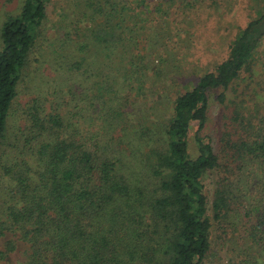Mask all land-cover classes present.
Masks as SVG:
<instances>
[{"label":"trees","instance_id":"obj_1","mask_svg":"<svg viewBox=\"0 0 264 264\" xmlns=\"http://www.w3.org/2000/svg\"><path fill=\"white\" fill-rule=\"evenodd\" d=\"M49 1L20 0L18 13H6L0 24V193L7 192L0 196V237L10 233L27 244L25 264H204L212 240L227 234L221 226H237L264 264V88L257 116L233 103L218 138L200 134L208 93L218 90L215 99L227 105L226 92L262 36L264 14L245 25L223 60L175 96L165 122L129 127L122 101L135 72L114 74L117 67L105 61L118 47L136 50L123 44L133 26L121 23L124 6L103 0L108 9L98 4L101 21L90 30L104 55L96 62L107 66L101 87L91 96L69 88V109L28 99L24 122L10 136L17 86ZM4 243L0 264L13 246ZM250 263L256 264L246 254L241 264Z\"/></svg>","mask_w":264,"mask_h":264},{"label":"rangeland","instance_id":"obj_2","mask_svg":"<svg viewBox=\"0 0 264 264\" xmlns=\"http://www.w3.org/2000/svg\"><path fill=\"white\" fill-rule=\"evenodd\" d=\"M116 1L119 8L125 7L122 13L126 16L121 23L133 26V32L129 34L132 38L126 39L123 44L127 45L125 48H137L128 52V49L125 51L118 47L114 53H108L105 62L117 67L112 68L114 74L129 73V70L135 72L127 81V100L122 99V103L125 102L123 110L127 113L122 120L129 127V123L140 120L150 128L152 124L165 122L171 115L175 96L192 88L203 73L211 71L223 60L228 45L245 25L264 14V0ZM103 2L50 0L47 3L45 19L30 53L31 61L23 70L17 86L6 134L12 136L22 126L24 116L21 109L30 98L40 97L46 103L55 100L69 109L70 104L66 105L69 88L78 86V93L91 96L101 87L102 77L107 75V66L103 63L98 66L96 62L104 55L90 30L101 21V17L94 13L98 4L108 9ZM19 6L20 0H0V24L6 13H18ZM129 13L133 15L132 21H128ZM112 21L116 23L118 17L114 16ZM258 29L262 36L249 57L248 65L226 92L227 105H220L215 99L218 90L208 93L207 119L200 134L213 141L223 130L224 115L233 103L244 106L256 116L262 109L264 23L258 25ZM153 40L156 41L155 48L152 47ZM80 43L86 46L79 49ZM129 56L135 61V66H129ZM78 104L83 107L87 101ZM194 129L195 124L192 123L188 134L191 155L195 151ZM5 190L0 196L6 199ZM221 228L226 229L227 234H219L212 240L204 264H241L246 254H250L256 264L261 262L253 249L247 247L248 243H245L237 226L224 225ZM7 240H12L13 246L1 264H25L27 244L7 233L0 237L1 248L4 249Z\"/></svg>","mask_w":264,"mask_h":264},{"label":"water","instance_id":"obj_3","mask_svg":"<svg viewBox=\"0 0 264 264\" xmlns=\"http://www.w3.org/2000/svg\"><path fill=\"white\" fill-rule=\"evenodd\" d=\"M264 23V18L258 23V25L263 24Z\"/></svg>","mask_w":264,"mask_h":264}]
</instances>
